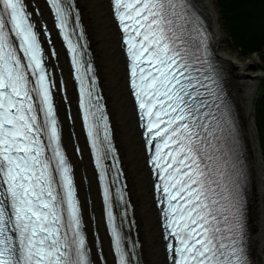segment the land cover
I'll return each instance as SVG.
<instances>
[{
  "label": "snow or ice",
  "instance_id": "snow-or-ice-1",
  "mask_svg": "<svg viewBox=\"0 0 264 264\" xmlns=\"http://www.w3.org/2000/svg\"><path fill=\"white\" fill-rule=\"evenodd\" d=\"M110 2L157 180L168 264H254L235 122L186 0ZM45 3L71 55L115 264H137L139 241L125 233L129 205L77 6ZM33 15L27 0H0V264H91L39 38L50 34L46 25L37 31Z\"/></svg>",
  "mask_w": 264,
  "mask_h": 264
},
{
  "label": "bare ground",
  "instance_id": "bare-ground-1",
  "mask_svg": "<svg viewBox=\"0 0 264 264\" xmlns=\"http://www.w3.org/2000/svg\"><path fill=\"white\" fill-rule=\"evenodd\" d=\"M34 1L37 5H41V0ZM194 1L209 19L214 33L216 55L225 66L224 69L227 71L226 78L230 83L231 90L234 92L239 124L247 158L251 165L248 198V226L251 235L250 250L254 264H261L259 262L261 259L259 258L258 260L257 254L263 253V170L257 160L256 147L258 143L254 142L253 127L247 119L259 73L251 70V65L246 59L241 58L234 52H225L228 46L227 39L222 30L219 29L217 17L210 0ZM77 2L81 8L82 18L90 37L93 56L113 122L115 140L125 167L130 199L134 205L138 239L141 242L140 252L143 263L167 264L164 243L161 240L158 212L154 207L152 181L150 172L145 165L143 142L140 138V131L137 128L135 108L127 88L125 59L120 48L118 32L111 17L109 0H77ZM41 17L46 20V13L43 10H41ZM49 26L51 27V24ZM57 61L67 84L68 97L74 117L73 127L76 139L82 147V159L78 160L75 156H72V159L75 162L76 180L83 202V210L85 212L87 208L86 196L88 195L91 200L90 207L95 216L94 221L101 239L104 257L107 264H114L110 253L109 240L103 225L96 177L85 146L79 117H77L75 93L73 83L70 80L67 60L63 54H59ZM63 125V141L72 152V139L66 132L68 125L65 120H63ZM81 169L87 177L86 188L81 181Z\"/></svg>",
  "mask_w": 264,
  "mask_h": 264
},
{
  "label": "trees",
  "instance_id": "trees-1",
  "mask_svg": "<svg viewBox=\"0 0 264 264\" xmlns=\"http://www.w3.org/2000/svg\"><path fill=\"white\" fill-rule=\"evenodd\" d=\"M224 28L239 50L251 54L264 49V0H217ZM264 93V87H263ZM256 124L264 144V96ZM262 136V137H261Z\"/></svg>",
  "mask_w": 264,
  "mask_h": 264
},
{
  "label": "rangeland",
  "instance_id": "rangeland-1",
  "mask_svg": "<svg viewBox=\"0 0 264 264\" xmlns=\"http://www.w3.org/2000/svg\"><path fill=\"white\" fill-rule=\"evenodd\" d=\"M210 2L212 4L214 12L216 14L219 29L222 30V32L224 33V35L227 39L228 46H227V50L225 52H227V53H229V52L233 53L234 52L236 55L240 56L241 58L246 59L249 62V64L251 65V70L256 72V73L257 72L259 73V79L256 81L255 89H254L253 95H252L253 102H252V105L250 106V110H249L247 119L249 120L251 126L253 127L252 132H253V138H255L254 142L258 143V146L256 147L257 160L260 162L261 169L263 170L262 171L263 172V176H262V178H263V194H262L263 253L257 254V256H258V260H259V258L261 259V260H259V262L261 264H264V199H263L264 198V144L262 142V145H261L260 131L257 128V124L255 121L256 114L259 112V106L258 105L262 100V96H264V93L262 90L264 87V49H262L260 52H253L251 54H246V52L239 50L238 47H236L235 44H233L230 37L227 35V32L224 28L223 20L220 16L218 1L217 0H210ZM129 193H130V189H129Z\"/></svg>",
  "mask_w": 264,
  "mask_h": 264
}]
</instances>
